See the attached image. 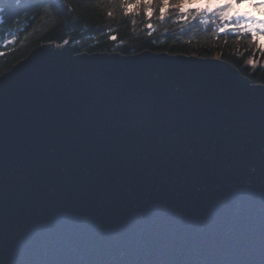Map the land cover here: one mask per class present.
Segmentation results:
<instances>
[{
  "label": "water",
  "instance_id": "95a60500",
  "mask_svg": "<svg viewBox=\"0 0 264 264\" xmlns=\"http://www.w3.org/2000/svg\"><path fill=\"white\" fill-rule=\"evenodd\" d=\"M0 264H264V86L33 49L0 75Z\"/></svg>",
  "mask_w": 264,
  "mask_h": 264
},
{
  "label": "trees",
  "instance_id": "16d2710c",
  "mask_svg": "<svg viewBox=\"0 0 264 264\" xmlns=\"http://www.w3.org/2000/svg\"><path fill=\"white\" fill-rule=\"evenodd\" d=\"M201 1L187 5L185 14L174 7L177 0H169L161 19L160 0L148 8L136 0H0V75L40 45L61 46L67 41L76 53L149 51L216 58L252 84L264 86V37L234 29L235 15L222 20L220 9L197 13V7H205L198 6ZM246 4L264 12L259 0Z\"/></svg>",
  "mask_w": 264,
  "mask_h": 264
},
{
  "label": "snow or ice",
  "instance_id": "6c2138e0",
  "mask_svg": "<svg viewBox=\"0 0 264 264\" xmlns=\"http://www.w3.org/2000/svg\"><path fill=\"white\" fill-rule=\"evenodd\" d=\"M160 2L164 5L163 7H160V16L161 19H163L169 0H160ZM197 2L198 0H177V3L174 5V7L178 8L181 13L187 14L189 12L187 5ZM204 2L205 7L203 9L197 7V13L201 11L212 12L215 8H218L221 10V19L229 20L232 18L229 13L237 4L249 3L251 0H216V2H213V0H204ZM136 3L138 5L142 4L145 8H148L153 3V0H136ZM147 14L151 16L152 13L150 9ZM235 16L237 18V23L234 26V29H240L250 33L253 37L258 35L264 37V22L249 18L247 13H236ZM148 27L151 28V24H149ZM227 27L228 25L225 24L224 27L220 28V31L224 32ZM113 39H115V37H113ZM65 43H67V41H65ZM2 55L3 53L0 52V56Z\"/></svg>",
  "mask_w": 264,
  "mask_h": 264
},
{
  "label": "rangeland",
  "instance_id": "374dc122",
  "mask_svg": "<svg viewBox=\"0 0 264 264\" xmlns=\"http://www.w3.org/2000/svg\"><path fill=\"white\" fill-rule=\"evenodd\" d=\"M258 1V0H256ZM260 2L264 3V0H259ZM213 2H216V0H213ZM198 6L202 7L205 6V2L202 0L200 3H198ZM218 9V8H217ZM236 13H247V16L249 18H252L256 21H262L264 22V12H256V9L251 7L248 4H239L238 6H235L229 13L230 16L235 15ZM263 14V15H262ZM233 18L235 21H237L236 16ZM264 42V40H263Z\"/></svg>",
  "mask_w": 264,
  "mask_h": 264
}]
</instances>
